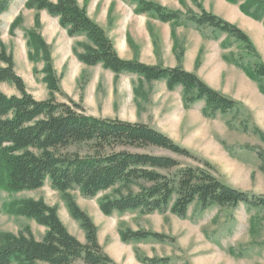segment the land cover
Returning <instances> with one entry per match:
<instances>
[{"label":"trees","instance_id":"trees-1","mask_svg":"<svg viewBox=\"0 0 264 264\" xmlns=\"http://www.w3.org/2000/svg\"><path fill=\"white\" fill-rule=\"evenodd\" d=\"M137 3L136 14L153 13L163 23L173 27H210L226 33L240 42L247 54L256 58L252 67L242 66L241 57L228 59L243 69L251 81L259 84L264 95V63L249 36L224 19L206 11L199 3L200 14L189 10L186 14L169 10L154 2L132 0ZM237 3L238 0H227ZM25 8L46 11L58 18L69 37L85 36L87 42L73 48L78 60L89 66L102 65L116 76L136 74L147 82L165 80L168 89L183 88V103L189 109L198 101H205L206 117L215 112L229 113L238 104L208 86L195 73L182 67L164 68L121 58L105 30L90 18L78 0H28ZM8 0H0V16L7 11ZM242 12L257 21L264 18V0H247ZM19 15L10 26V33L22 23ZM41 22L37 14L34 28L25 33L31 48L29 59L42 60L44 82L50 92L44 101L28 93L24 80L15 71L12 53L0 42V83L12 84L18 95L8 96L0 91V187L11 193L36 191L50 181L51 187L62 194L71 217L85 232L86 242L73 236L61 221L58 208L44 200L26 199L15 203L13 213L34 220L47 229L37 240L30 228L18 234L0 232V264H117L104 251L98 240V227L76 203L72 191L86 198L110 192L100 203L101 213L111 217L140 211L144 215L169 212L185 218L190 206L197 202L202 211L213 206L238 208L245 204L264 209V198L250 196L220 182L209 171L183 167L169 156L156 155L158 149L180 157L193 158L185 148L168 136L144 123L91 116L82 104L69 99L58 102L60 93L50 47L40 34ZM1 37V26H0ZM74 149V151H72ZM123 243L153 239L164 243L168 237L146 230H119ZM142 264H168V259L142 257Z\"/></svg>","mask_w":264,"mask_h":264},{"label":"rangeland","instance_id":"rangeland-1","mask_svg":"<svg viewBox=\"0 0 264 264\" xmlns=\"http://www.w3.org/2000/svg\"><path fill=\"white\" fill-rule=\"evenodd\" d=\"M27 1L8 0V9L0 16V42L9 53H12L16 73L24 80L28 93L36 100H47L50 95L44 82L45 63L42 60L33 62L29 59L28 54L31 48L27 46L25 37L26 31L34 28L35 17L38 14L41 22L40 34L50 47L54 70L59 78L61 92L55 94L58 102L68 103L69 99L74 100L82 104L88 114L89 111L94 112L104 119H109V116L115 114L116 117L110 119L121 117L132 123H138L135 122L137 119L139 123L146 122L148 126L150 125L187 149L194 157H180L158 149H152L149 152L172 157L183 167L209 171L220 182L231 188L250 196L264 198V95L260 92L258 83L252 81L251 85L235 72L230 75L227 72L228 84L230 77L233 78L234 75L237 79H241L243 84L240 87L235 85L224 87V91L230 96L221 94L235 101L238 108L226 114L215 112L213 117H206L204 115L206 107L201 110L197 108L199 105L195 107L192 105L189 109L184 107L190 112L182 113L180 105L175 100L180 93L173 92L175 89L173 91L168 89L171 93L162 90L159 92L152 82L144 80L137 81L143 94L139 96L136 108L132 106L120 110L116 106L112 109L109 106V99L107 100L109 86H105L106 77L102 76L103 82L97 90L95 102L91 94L96 86L94 81H96L95 75L98 69L81 63L74 54L75 47L79 52H83L78 44L87 42V38L85 36L69 37L67 31L60 26L58 18L50 16L46 11L37 12L26 9ZM112 2L109 0V23L110 18L113 17ZM116 2L119 3L118 11L121 10L119 13L121 16L134 18L130 22L137 21V17L132 16L146 17L153 23L161 22L153 13L136 14L137 3L132 0H116ZM195 5L198 12L188 9L180 13L186 14L192 10L199 15L200 9L197 2ZM19 15L23 18L22 23L12 35L10 26ZM187 27L200 31L207 40H215L213 35L215 33L212 31L214 29L210 27ZM144 37L143 35L140 39L145 40ZM237 44L238 50L234 54L235 57H241L242 66L245 68L252 67L257 59L249 56L240 42ZM223 49L230 48L225 45ZM262 52V56L259 52L258 54L261 57L260 61L264 63V50ZM120 57L143 63L140 59ZM197 58L198 65L200 58ZM226 61L235 65L228 59ZM239 69L245 73L243 69ZM219 70L221 72L220 68ZM123 76L126 82L124 87L127 88L124 96H130L131 86L127 84L128 80L132 81V78L140 76L130 73H123ZM212 82L217 85L218 79ZM0 91L8 96L18 95L16 88L9 83H0ZM169 96L171 101L166 103ZM170 108L175 110L172 114H167ZM170 115L175 116L171 118ZM70 194L98 227L99 243L104 251L108 254L124 252L123 254L126 255L124 264H142L132 257V252H135L137 257V250L142 257L168 259V264H264V209L241 204L238 208L223 209L213 206L202 211L200 205L195 202L190 206L185 218H179L169 212L144 215L140 211L115 213L111 217H106L101 213L99 203L110 195L109 191L100 193L95 198H86L77 190ZM26 199L44 200L49 206L57 207L58 215L68 231L82 243L86 242L85 232L80 223L71 217L62 194L51 187L50 181H47L39 190L20 193H11L0 187V232L18 234L30 228L37 240L44 237L47 231L45 227L38 225L34 220L13 213L15 203ZM122 229L157 232L168 239L164 243L153 239L123 243L118 232Z\"/></svg>","mask_w":264,"mask_h":264},{"label":"crops","instance_id":"crops-1","mask_svg":"<svg viewBox=\"0 0 264 264\" xmlns=\"http://www.w3.org/2000/svg\"><path fill=\"white\" fill-rule=\"evenodd\" d=\"M51 1L56 3L58 0ZM112 1L113 4L111 5V8L113 17L110 18V23L109 0H78V3L81 7H85L90 18L105 30L107 36L113 42L115 49L120 56L126 59H140L143 63L150 66H158L164 68L182 67L188 72L195 73L208 86L224 94L225 96L230 95L226 94L227 92L224 91V87L226 88L227 86L230 87L232 85H235V87H240L243 84L240 81L241 79H237L235 75L233 78L230 77L228 84V79L226 77L227 72L228 75L235 72V74L240 75L243 79L248 81L249 84H253L252 81L247 78L246 74L243 71L235 67V65H232L231 63L226 61V59H230L231 57L235 56L234 54H236L238 50V44L236 40L232 39V37L228 36L227 34L212 30L215 33L213 34L215 40H207L204 38L203 34L200 31L191 27H173L171 23L162 22L153 23L150 22V20L146 17L138 16H132L137 17V21L134 20V22H130L134 18H124V16H121L119 14L121 10L118 11L119 3H117L116 0ZM150 1L161 4L168 9L177 12H186V10L188 9H192L198 12V9L195 5V3L197 2L201 4L206 11L211 12L216 16L221 17L225 21L239 27L249 36L261 56L263 55L262 50H264V18L263 21H256L242 12L241 6L244 5L247 0H238L237 3H231L227 0ZM143 35L145 36V40L140 39L143 38ZM225 45H228L230 49H223ZM259 46L262 47V49H260ZM197 57L200 58V63L198 65ZM94 68L98 70L95 75L96 81H94V84L96 86L93 90V93L91 94L93 98L96 97L97 90L100 85H102V76H105V86H109V96L107 100L109 99V106H111L112 109H114L116 106L120 108V110H125L126 108L132 106L135 108L137 107L139 96H142L143 94V91L141 93L142 89L137 81H143L144 79L140 77L135 78L134 76H132L134 77L132 78V81L128 80L127 83L131 86V94L130 96H124V92L125 90L127 91V88L124 87L126 82L123 79V74L119 75L118 78H116V75L113 72L104 69L102 65H98ZM219 68L221 69V72ZM217 70H219V72H217ZM212 75L213 77H211ZM216 78L218 79L217 85L212 82L216 81ZM152 83L157 90L159 89V92L160 90H162L163 92L166 91L168 93H171L168 90L167 82L165 80L152 81ZM173 92L180 93V95L178 94V98H175V100L178 102V105H180L181 108H179L180 110L182 109L181 112L188 114L190 111H186L183 104V88L181 86H178ZM169 97L170 98L166 103L171 101V96ZM196 105H199L197 106V108L201 110L206 107L205 101H199L195 103L193 107H195ZM174 110L175 108L168 109L169 113L167 114H172ZM89 114L94 117L100 118L94 112L89 111ZM114 115L115 114L109 116V119L115 118L116 116ZM173 116L175 115H172L171 118H174ZM119 118L124 121H129L121 117ZM135 122L139 123L138 119ZM146 124L148 125V123ZM123 253L124 252H109V254H107L115 263L124 264L126 255H124ZM132 253L133 259L137 260L135 252Z\"/></svg>","mask_w":264,"mask_h":264}]
</instances>
